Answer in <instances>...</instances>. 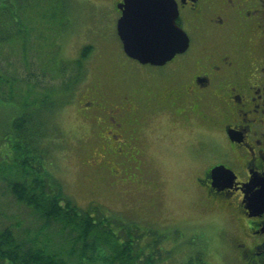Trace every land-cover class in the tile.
<instances>
[{
    "label": "rangeland",
    "instance_id": "374dc122",
    "mask_svg": "<svg viewBox=\"0 0 264 264\" xmlns=\"http://www.w3.org/2000/svg\"><path fill=\"white\" fill-rule=\"evenodd\" d=\"M16 5L26 38L0 43V74L13 84L19 104L45 99L51 123L46 163L64 194L80 211H90L96 217L103 213L111 216L118 236L124 234L120 220H137L142 226L159 229L165 235L158 246L160 252L174 248L169 264L180 261L188 249L201 253L209 264H244L237 246L238 224L235 226L229 210L204 204L193 183L203 166L191 154V143L194 146L198 140L194 119L185 128L179 122L173 124L167 113L151 117L156 189L134 192L110 188L106 169L97 166L103 161L101 146L88 130L90 123L79 113L83 96L99 80L113 85L121 79L133 81L150 70L124 53L115 32V16L93 0H19ZM11 26L15 28L13 23ZM1 27L0 20V31L4 32ZM85 47L92 51L79 63ZM81 71L82 78L72 89V81ZM5 89L9 91L8 85ZM1 102L0 132L14 113ZM213 141H204L205 146ZM3 147L0 143V229L9 227L18 239L32 246L47 245V249L65 255L76 234L62 223L45 224L31 207L9 192L8 179L15 168L7 167L5 160L9 163L10 159ZM174 231L180 234L176 236ZM103 248L105 257L114 255L112 240Z\"/></svg>",
    "mask_w": 264,
    "mask_h": 264
},
{
    "label": "flooded vegetation",
    "instance_id": "af4514ba",
    "mask_svg": "<svg viewBox=\"0 0 264 264\" xmlns=\"http://www.w3.org/2000/svg\"><path fill=\"white\" fill-rule=\"evenodd\" d=\"M93 1L115 16L117 33L129 4ZM175 1L188 48L160 66L135 60L150 70L133 81L99 80L79 113L100 143L108 186L134 192L158 185L151 117L167 113L185 128L194 119L191 154L203 166L193 183L204 204L229 210L238 224L244 264H264V0ZM216 167L227 171L214 179Z\"/></svg>",
    "mask_w": 264,
    "mask_h": 264
},
{
    "label": "trees",
    "instance_id": "16d2710c",
    "mask_svg": "<svg viewBox=\"0 0 264 264\" xmlns=\"http://www.w3.org/2000/svg\"><path fill=\"white\" fill-rule=\"evenodd\" d=\"M17 2L19 0H0L1 28H4V32L0 31V43L26 38L22 33L24 26L17 18ZM56 3L58 5V1ZM90 51L91 47L82 50L79 63L87 59ZM81 78L82 71L74 77L72 89ZM7 85L9 91H3ZM0 100L4 107L14 109L0 132L2 149L10 159L9 163L5 160L6 165L15 168L8 179L9 192L18 202L31 207L45 224L62 223L76 234L74 244L63 255L55 249H47V245L32 246L18 239L9 227L0 229V264H169L174 248L160 252L158 246L165 239L162 231L153 226H142L137 220H120L124 234L118 236L111 224V216L103 213L96 217L90 211H80L56 184L46 163L49 157L46 142L50 141L47 129L51 123L45 99L34 104L26 101L19 104L15 100L13 84L0 74ZM110 240L115 245L114 255L105 257L103 246ZM183 254L176 264H209L199 252L194 254L188 249Z\"/></svg>",
    "mask_w": 264,
    "mask_h": 264
},
{
    "label": "water",
    "instance_id": "95a60500",
    "mask_svg": "<svg viewBox=\"0 0 264 264\" xmlns=\"http://www.w3.org/2000/svg\"><path fill=\"white\" fill-rule=\"evenodd\" d=\"M126 2L129 4V7L127 9H123V7H121L123 14L118 20L117 32L123 44V50L128 57L137 60L142 64L160 66L171 61L177 54L183 53L188 48L189 37L176 22L179 12L178 4L175 0H126ZM131 6H133V8ZM161 16L167 17L170 27L179 38L178 44L173 48L171 54L163 60L140 59L129 55L124 36L122 34L124 32L127 19L129 17H135L140 21H152ZM222 169L226 170L224 167L214 168L212 170V178L216 179V176L221 175V172L223 171Z\"/></svg>",
    "mask_w": 264,
    "mask_h": 264
},
{
    "label": "snow or ice",
    "instance_id": "6c2138e0",
    "mask_svg": "<svg viewBox=\"0 0 264 264\" xmlns=\"http://www.w3.org/2000/svg\"><path fill=\"white\" fill-rule=\"evenodd\" d=\"M122 34L129 55L140 59L163 60L171 54L179 41L165 16L152 21L129 17Z\"/></svg>",
    "mask_w": 264,
    "mask_h": 264
}]
</instances>
